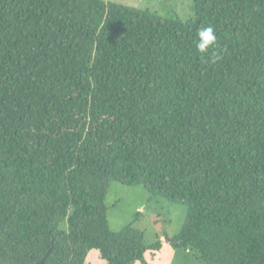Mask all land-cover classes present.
<instances>
[{"label":"trees","instance_id":"16d2710c","mask_svg":"<svg viewBox=\"0 0 264 264\" xmlns=\"http://www.w3.org/2000/svg\"><path fill=\"white\" fill-rule=\"evenodd\" d=\"M192 1L0 0V264H149L163 241L109 228L111 182L184 205L193 260L264 264V0Z\"/></svg>","mask_w":264,"mask_h":264},{"label":"rangeland","instance_id":"374dc122","mask_svg":"<svg viewBox=\"0 0 264 264\" xmlns=\"http://www.w3.org/2000/svg\"><path fill=\"white\" fill-rule=\"evenodd\" d=\"M121 3L139 9H149L163 17H177L182 21L194 15L192 0H104ZM108 208V223L112 231H119L127 225L144 232L146 244L162 239L163 246L156 258L149 264H201L184 251L173 249L168 238L176 236L186 217V207L152 197L141 186L129 187L111 182L105 200ZM140 213L137 217L136 214ZM101 262V261H100ZM87 264L99 263L95 252H91Z\"/></svg>","mask_w":264,"mask_h":264},{"label":"clouds","instance_id":"9594fccd","mask_svg":"<svg viewBox=\"0 0 264 264\" xmlns=\"http://www.w3.org/2000/svg\"><path fill=\"white\" fill-rule=\"evenodd\" d=\"M196 48L199 53L207 56L209 62L213 64L222 59L220 53L225 51L218 43L214 28L204 25H201L197 31ZM210 49H219V51H211V53H209Z\"/></svg>","mask_w":264,"mask_h":264},{"label":"crops","instance_id":"0c3cea01","mask_svg":"<svg viewBox=\"0 0 264 264\" xmlns=\"http://www.w3.org/2000/svg\"><path fill=\"white\" fill-rule=\"evenodd\" d=\"M93 252H95V251H93ZM156 255H157V253L155 254L153 260H149L148 262H149V263L153 262V261L155 260V258H156ZM95 257L97 258V260L99 261V263L102 262L101 260L98 259V257H97V253H96V252H95ZM100 261H101V262H100ZM87 262H88V261H87ZM102 263H103V262H102Z\"/></svg>","mask_w":264,"mask_h":264},{"label":"water","instance_id":"95a60500","mask_svg":"<svg viewBox=\"0 0 264 264\" xmlns=\"http://www.w3.org/2000/svg\"><path fill=\"white\" fill-rule=\"evenodd\" d=\"M44 260H45V257L41 260L39 264H43Z\"/></svg>","mask_w":264,"mask_h":264}]
</instances>
